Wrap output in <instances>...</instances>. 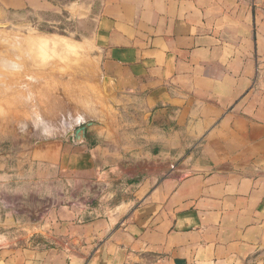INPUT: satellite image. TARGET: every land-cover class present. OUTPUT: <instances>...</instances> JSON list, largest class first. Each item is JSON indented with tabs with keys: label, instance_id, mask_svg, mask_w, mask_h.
<instances>
[{
	"label": "crops",
	"instance_id": "0c3cea01",
	"mask_svg": "<svg viewBox=\"0 0 264 264\" xmlns=\"http://www.w3.org/2000/svg\"><path fill=\"white\" fill-rule=\"evenodd\" d=\"M91 25L111 107L0 173V264H264V0H99Z\"/></svg>",
	"mask_w": 264,
	"mask_h": 264
},
{
	"label": "rangeland",
	"instance_id": "374dc122",
	"mask_svg": "<svg viewBox=\"0 0 264 264\" xmlns=\"http://www.w3.org/2000/svg\"><path fill=\"white\" fill-rule=\"evenodd\" d=\"M98 3L0 0L1 174L7 164L32 163L40 149L71 143L77 129L109 111L101 63L89 40ZM47 204L60 203L55 197ZM38 240L34 235L30 243Z\"/></svg>",
	"mask_w": 264,
	"mask_h": 264
},
{
	"label": "water",
	"instance_id": "95a60500",
	"mask_svg": "<svg viewBox=\"0 0 264 264\" xmlns=\"http://www.w3.org/2000/svg\"><path fill=\"white\" fill-rule=\"evenodd\" d=\"M87 129V126L81 127L79 129H77L74 132V140L75 142H80L81 140L84 139V135H85V130Z\"/></svg>",
	"mask_w": 264,
	"mask_h": 264
}]
</instances>
